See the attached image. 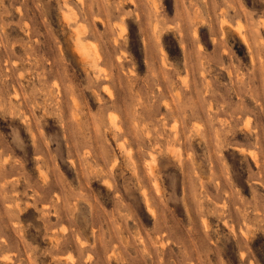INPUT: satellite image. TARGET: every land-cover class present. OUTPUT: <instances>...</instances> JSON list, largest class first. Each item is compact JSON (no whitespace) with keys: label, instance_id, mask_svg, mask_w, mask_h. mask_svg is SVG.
Wrapping results in <instances>:
<instances>
[{"label":"rangeland","instance_id":"rangeland-1","mask_svg":"<svg viewBox=\"0 0 264 264\" xmlns=\"http://www.w3.org/2000/svg\"><path fill=\"white\" fill-rule=\"evenodd\" d=\"M0 264H264V0H0Z\"/></svg>","mask_w":264,"mask_h":264}]
</instances>
